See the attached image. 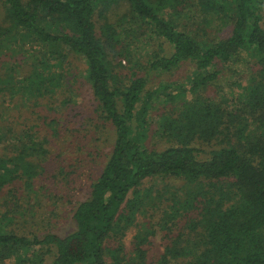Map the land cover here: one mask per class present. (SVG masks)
I'll return each mask as SVG.
<instances>
[{
  "label": "trees",
  "instance_id": "16d2710c",
  "mask_svg": "<svg viewBox=\"0 0 264 264\" xmlns=\"http://www.w3.org/2000/svg\"><path fill=\"white\" fill-rule=\"evenodd\" d=\"M2 2L0 53L25 54L28 66L22 61L3 66L0 98L20 96L22 104L33 108L53 97L63 106L71 104L70 70L65 67L74 56L84 63L85 81L114 139L88 197L75 206L74 229L64 236L27 238L0 227V264H47L49 254L50 264H106L107 257L111 264H122L121 239L153 200L152 190L143 192L142 185L156 179L183 183L163 191L170 197L160 226L176 234L157 264H264V0ZM119 5L127 8L130 32L141 31V47L151 39L162 41V55L154 52L146 65L122 64L132 63V44L124 40L129 34L108 18ZM219 34L221 39H212ZM243 54L250 61L248 67L247 58L242 59L249 74L232 106L209 99L186 101V93L205 90L218 78L221 71L214 67L240 63ZM183 63L195 68L188 86L171 90L164 83L146 90L151 71L167 73ZM175 101L181 106L159 116L153 133L170 146L148 147L155 103ZM1 114L0 145L6 147L0 150V193L16 183L26 195L38 193L33 186L45 171L47 141L38 139L36 126L23 129V124L16 132L12 113ZM199 143L215 149L205 155ZM14 192H8L10 197L15 198ZM154 197L160 201L163 195ZM11 203L1 219L13 211ZM110 240L118 241L116 248L107 247ZM134 241L143 264L146 235H135Z\"/></svg>",
  "mask_w": 264,
  "mask_h": 264
},
{
  "label": "rangeland",
  "instance_id": "374dc122",
  "mask_svg": "<svg viewBox=\"0 0 264 264\" xmlns=\"http://www.w3.org/2000/svg\"><path fill=\"white\" fill-rule=\"evenodd\" d=\"M2 1L0 0V19L5 12ZM127 12L125 5H119L112 8L108 15L111 24L123 25L127 32L126 35H130L124 37V40L125 43L132 44L130 45L133 54L132 63L129 65L126 61H122V64L125 67L133 66L135 63L146 65L154 52L162 55L160 50L166 47L162 41L156 39L149 40L146 42V46L141 47L142 41H139L142 40L140 38L141 31L130 32L132 24L128 18L126 19ZM218 24L215 22V25L218 26ZM262 26L264 28V20ZM214 28L212 27L207 31L209 35L214 33ZM228 35L229 33H226L223 36ZM223 36L219 34L217 37L213 36L212 39L218 40ZM24 58H26L25 54L13 55L10 51L5 54L1 52L0 72H4L3 66H16L19 61L28 66V62ZM245 58L247 57L243 54L239 60L240 63L214 67L215 70L221 71L218 78L205 90L196 94L186 93L184 97L186 101L195 98V101L200 103L209 99L222 106H226L222 103L226 101L232 106L231 102L234 96L241 91L240 86L245 84L244 76L249 74L243 63ZM27 59L29 58L27 57ZM68 61L70 62L69 67L66 66L65 69L70 70V76L66 82L70 85L74 99L71 104L63 106L60 99L53 97L40 100L38 106L33 108V105L28 102L22 104L20 96H16L11 101L7 98H0V101L3 102L0 107V114L4 111L12 113L15 131L17 132L23 124V129L36 126L34 130L38 131V139L47 141L46 148L49 151L42 163V168H45V171L41 172L40 178L34 182V190L38 193L30 192L26 195V191L17 183L0 193V215L7 211L9 202H12L10 209L13 210L8 213L6 219L0 218V227L3 232L15 233L27 238L34 235L41 237L46 233L64 236L71 232L74 229L71 216L75 206L88 197L90 186L100 173L110 152L114 139L113 129L109 123L100 119L97 103L84 78V63L74 56H70ZM249 62L247 58L248 67L250 66ZM194 71V65L189 63H183L167 73L151 71L147 75L146 90H152L164 83H170L171 90L175 89V85L185 88L193 77ZM178 103L179 101H175L174 104L165 106L161 103H155L151 111V127L146 142L148 147L161 150L170 146L169 143L158 140L153 133L156 130L159 116L170 114L171 110L181 106V102ZM31 108L32 110L29 111ZM196 146L205 155L208 151L215 149L205 143H199ZM5 147L6 144L0 145V150L2 151ZM182 185V182L172 179H156L143 183L141 190L143 192L152 190L153 200L150 205L146 206L142 214H137L133 226L125 232L121 239L123 244L121 255L125 260L122 264H140L139 258L134 253V237L138 234L146 235L147 238L144 245L146 258L143 264H157L163 249L176 234V231H173L174 234L172 235L171 232L165 231L160 226L161 211L167 204L166 199L170 197V194L163 191L167 189L173 191V187H181ZM10 190L15 191V198L8 194ZM157 192L163 195L160 201L154 197ZM192 216L194 217V215ZM185 220H181V225L185 223ZM118 244V241L110 240L107 247L114 249ZM45 259L46 263L50 264L52 254L46 255ZM105 260L106 264H111L108 257Z\"/></svg>",
  "mask_w": 264,
  "mask_h": 264
}]
</instances>
